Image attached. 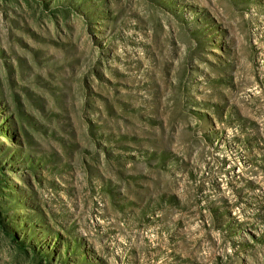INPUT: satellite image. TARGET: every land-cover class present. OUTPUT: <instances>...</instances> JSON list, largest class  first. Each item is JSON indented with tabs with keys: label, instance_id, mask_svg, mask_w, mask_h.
<instances>
[{
	"label": "rangeland",
	"instance_id": "obj_1",
	"mask_svg": "<svg viewBox=\"0 0 264 264\" xmlns=\"http://www.w3.org/2000/svg\"><path fill=\"white\" fill-rule=\"evenodd\" d=\"M0 264H264V0H0Z\"/></svg>",
	"mask_w": 264,
	"mask_h": 264
}]
</instances>
